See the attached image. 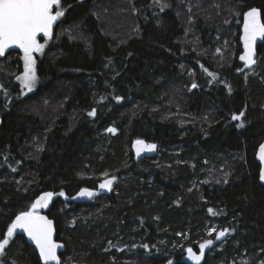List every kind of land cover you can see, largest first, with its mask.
<instances>
[{"label": "trees", "instance_id": "obj_1", "mask_svg": "<svg viewBox=\"0 0 264 264\" xmlns=\"http://www.w3.org/2000/svg\"><path fill=\"white\" fill-rule=\"evenodd\" d=\"M61 7L52 38L39 37L34 90L16 79L22 53L0 59V233L50 191L60 264H187L184 248L225 230L200 264H264V39L238 71L242 15L259 8L264 21V0ZM135 140L154 153L136 161ZM85 188L98 192L73 201ZM0 264L41 262L13 233Z\"/></svg>", "mask_w": 264, "mask_h": 264}, {"label": "snow or ice", "instance_id": "obj_2", "mask_svg": "<svg viewBox=\"0 0 264 264\" xmlns=\"http://www.w3.org/2000/svg\"><path fill=\"white\" fill-rule=\"evenodd\" d=\"M54 6L60 10L54 12ZM63 15L64 11L61 7V0H0V56L4 55L6 50L12 46L23 50L24 72L21 76H17V79L21 80L29 91L32 90L38 80L33 53H40L45 47V44L39 42L38 36L41 39L43 37H51L54 23ZM261 15V10L255 7L243 14L245 51L240 56V59L245 61L248 67L256 63L254 59V43L256 39L258 37L264 38V21L261 20ZM192 87L195 88L196 85L193 84ZM89 115H95V110L90 112ZM243 115L244 113L241 112L239 115H233L232 119L240 120ZM108 131L114 133L116 129L109 128ZM136 144L142 146L138 149V153L144 150V148L148 150L156 148V145H146L141 140H137ZM259 157L261 160H264V144L260 145ZM105 175L107 174L105 173ZM115 179V176L106 179L99 187L101 189H110ZM260 179L264 180V171L261 172ZM93 194L92 191L85 188L81 189L78 195L93 196ZM59 195L63 196L64 193L61 192ZM52 196L53 193L51 192L43 193L32 203L29 211H23L16 215L14 221L7 228L6 235L0 233V235H4V238L0 240V253L5 251L14 231L16 229H23L38 247L40 259L46 262V264L47 262L60 264L59 257L57 256V249L60 245L53 240V222L47 216L41 215L38 212L39 208L47 207V201ZM209 211L211 212L212 210L209 209ZM224 235L225 231H220L216 238L219 239ZM212 244L213 240L211 239L200 243L199 254L193 253L191 248L187 250L190 258L195 261V264H200L205 253V248Z\"/></svg>", "mask_w": 264, "mask_h": 264}, {"label": "water", "instance_id": "obj_3", "mask_svg": "<svg viewBox=\"0 0 264 264\" xmlns=\"http://www.w3.org/2000/svg\"><path fill=\"white\" fill-rule=\"evenodd\" d=\"M250 9H248V10H250ZM257 9H259V8H257ZM248 10H246L245 12H247ZM261 20L263 21L262 15H261ZM58 22H59V19L53 25L51 37H44V38H47V39L52 38L53 33H54V29H55L56 25L58 24ZM243 23H244V16L242 15L241 24H240V28H239V38H238L239 39L240 48H241V51H240V53L238 55V62L241 65V69L240 70H242L241 72L252 70L256 66V64H257V56H258L257 47H258V45L264 39V38H260V37H258L256 39V41L254 43V52H255L254 59L256 60V63L254 65H252L251 67L246 66V62L245 61H242L240 59V56L243 55L244 54V51H245V44H244V39H243V36H244ZM41 36H42V34H41ZM39 37L40 36H38V40H39L40 43H42V41H40ZM11 50L19 51L20 53H22L24 55L22 49H19L16 46H12L10 49L6 50V52H5L4 55L0 56V59H2L3 57H5ZM34 54H36V53H33V55ZM136 141L137 140H135L132 143L131 150H132V153L134 155L135 160L137 161V160H140V159L144 158L145 156H147L148 149L147 148H144V150L139 151V153H138V149L141 148L142 146L137 145L136 144ZM262 144H264V139H263V141L261 142L260 145H262ZM260 145L258 146L257 151H256V160L260 164L259 180H260L261 183L264 184V180H261L260 179L261 172L264 171V160H261L260 157H259ZM100 191L103 192V190H100ZM45 192H50V191H44V192H41L40 194H38L37 197L35 198L34 202L36 201L37 198H39ZM79 193L80 192H78L77 195L72 198V200L77 201V202H86V201H89L92 198V196H79L78 195ZM53 198H54V195L51 197V199H49L47 201V207H42V208H39L38 209L39 214L44 215V216H47V214L44 211H45V209H47L49 207V205L51 204ZM48 219H50L53 222V240L58 245H60V247H58V249H57V256L59 257V261H60V253L64 250L65 244L61 240H58L57 239L54 220L52 218H49V217H48ZM14 232L23 235L25 237L27 243L30 244L31 246H33V248L36 250V252L38 254V257H39V249L36 246L35 242L28 236L27 232L24 231L23 229H16ZM191 249L193 250V253H196L197 254V252L195 251L194 248H191ZM40 261H41V264H46V262H44L42 259H40ZM181 261L184 262V263H187V264H195V261L190 258V254L188 253V251L183 255V257L181 258ZM47 264H55V262H47Z\"/></svg>", "mask_w": 264, "mask_h": 264}, {"label": "rangeland", "instance_id": "obj_4", "mask_svg": "<svg viewBox=\"0 0 264 264\" xmlns=\"http://www.w3.org/2000/svg\"><path fill=\"white\" fill-rule=\"evenodd\" d=\"M57 10H60V9H53L54 12L57 11ZM43 44H46V42H43ZM23 56H24V55L22 54V55H21V60H22V64H23V69H22V72H21L18 76H21V75L23 74V72H24L25 62H24ZM33 57H34V55H33ZM34 59H35V58H34ZM16 79H17V78H16ZM17 81H18L19 84H20V87H21V89H22V93H23V94H26V93L30 92V91L28 90V88H27L26 86L23 85V83H22L21 80H18V79H17ZM36 85H37V82H36L35 86L32 88V90L35 89ZM192 88H193V87H192ZM32 90H31V91H32ZM180 110H181V109H180L179 107H176L174 112H179ZM180 120H183V119H180ZM146 145H147V144H146ZM154 150H155V149H153V150H148V155L153 154V153H154ZM100 190H103V192H101ZM92 192H93L94 194H96L98 191H97V190H96V191H93V190H92ZM99 192H101V193L108 192V189H107V188H105V189H101V188L99 187ZM94 194H93V196H94ZM93 196H92V198H93ZM54 197H55V194H54ZM92 198H91V199H92ZM91 199H90V200H91ZM28 211H29V210H28ZM219 232H220V231H217V232H216V234H215V239L213 240V244H212V245H209L208 247L205 248V253H206V251H207L210 247H212L217 241H220V240L224 239V238L230 233L228 230H225V235H224L223 237H220L219 239H217L216 237H217V235H218ZM199 245H200V244H199ZM189 248H193V247H186V248H184V249L181 251L182 256L187 252V250H188ZM197 248H198V249H195V251L197 252V254H199V246H198ZM205 253H204V255H205ZM203 258H204V256H203ZM203 258L201 259V261L203 260ZM174 261H175L174 259H171V260H170L171 263L174 262ZM201 261H200V262H201ZM170 262L167 263V264H170Z\"/></svg>", "mask_w": 264, "mask_h": 264}, {"label": "bare ground", "instance_id": "obj_5", "mask_svg": "<svg viewBox=\"0 0 264 264\" xmlns=\"http://www.w3.org/2000/svg\"><path fill=\"white\" fill-rule=\"evenodd\" d=\"M54 89H55V88H54ZM91 91H92V90H91ZM60 93H61V92H60ZM61 96H62V95H61ZM193 180H194V179H193ZM190 183H191V182H190ZM89 190H90V189H89ZM91 191H92V190H91ZM76 195H77V194H76ZM76 195H75V196H76ZM75 196H74V197H75ZM73 201H74V200H73ZM45 210H46V209H45ZM44 212H45V211H44ZM57 212H58V211H57ZM82 212H83V211H82ZM80 214H81V213H80ZM59 215H60V213H59ZM65 217H67V216H65ZM87 217H88V216H87ZM13 221H14V220H13ZM14 233H16V232H14ZM17 234H19V233H17ZM20 235H21V234H20ZM22 236H23V235H22ZM24 238H25V237H24ZM182 257H183V256H182ZM182 257H181V258H182ZM180 260H181V259H180ZM40 262H41V261H40Z\"/></svg>", "mask_w": 264, "mask_h": 264}]
</instances>
